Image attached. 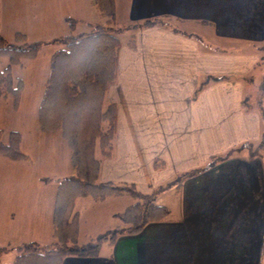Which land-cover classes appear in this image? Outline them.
<instances>
[{
    "label": "crops",
    "instance_id": "obj_1",
    "mask_svg": "<svg viewBox=\"0 0 264 264\" xmlns=\"http://www.w3.org/2000/svg\"><path fill=\"white\" fill-rule=\"evenodd\" d=\"M130 3L129 27L139 28L127 35L134 33L136 47L121 44L117 80L107 91V101L117 107L116 135L110 158L101 159L98 181L128 183L150 193L185 173L201 171L160 195L157 204L169 209V219L120 235L112 245L103 244L95 258L69 256L61 264H264V159L263 152L254 153L263 139L264 118L245 93L263 62L258 51L264 49V0ZM165 17L176 25L201 23L213 32L216 27L218 38L225 33L233 37V52L201 47L173 24L169 28L177 32L140 27L148 19ZM155 161L163 163L162 170L154 169ZM211 162L215 164L207 167ZM71 174L72 169L66 175ZM41 185L38 204L29 197L27 203L17 187L6 189L14 203L7 196L5 237H15L8 235L15 228L26 233V238L10 241L15 246L53 240L57 189ZM165 192L172 195L170 205L162 199ZM105 201L77 198L74 209L79 215L78 206L97 209ZM113 228H101L78 244ZM12 257L7 264H13Z\"/></svg>",
    "mask_w": 264,
    "mask_h": 264
},
{
    "label": "trees",
    "instance_id": "obj_2",
    "mask_svg": "<svg viewBox=\"0 0 264 264\" xmlns=\"http://www.w3.org/2000/svg\"><path fill=\"white\" fill-rule=\"evenodd\" d=\"M106 24L89 25L90 32L77 37H60L53 42L62 45L55 51L49 62L43 95L38 108L39 127L43 133H58L66 142L72 174L57 183L53 210V242L40 245L27 243L16 247L17 255L13 264H61L69 257L95 258L103 244L112 245L120 235L140 232L147 224L161 222L171 217L166 206L157 204L159 196L173 183L183 180L199 171L181 175L173 182L153 192L141 193L132 184L102 183L98 181L101 159L110 158L116 135L117 107L107 101L108 88L117 80V59L121 43L116 34L123 29L115 22L114 0H90ZM168 17L148 19L140 27L169 28ZM76 21H71V24ZM139 27L132 25L131 30ZM42 43L29 45L26 35L16 32L9 43L1 33L0 26V97H18L19 88L13 87L10 68L20 65L25 59L33 58ZM135 50V35L127 43ZM8 65L1 68V59ZM220 81L221 79H216ZM77 107V108H76ZM78 110L77 117L71 118L72 111ZM73 109V110H72ZM77 109V110H76ZM264 118V117H263ZM74 121L76 123H74ZM20 134L10 132L8 141H2L0 131V156L13 161H27L29 157L20 150ZM259 148H264L263 139ZM98 151L99 155L96 154ZM211 162L207 167L212 166ZM154 169H163V163L155 161ZM51 182V179H45ZM77 198H91L102 202L110 198H129L132 202L116 215L119 221L111 231L89 242H77V213L74 202ZM7 252L0 247V260Z\"/></svg>",
    "mask_w": 264,
    "mask_h": 264
},
{
    "label": "rangeland",
    "instance_id": "obj_3",
    "mask_svg": "<svg viewBox=\"0 0 264 264\" xmlns=\"http://www.w3.org/2000/svg\"><path fill=\"white\" fill-rule=\"evenodd\" d=\"M0 4H3V7H0V20L3 23L1 33L9 43L13 42V35L16 31L26 35L29 45L42 43L33 58L25 59L20 65L10 68L13 87L20 89L17 99L13 95L7 99L0 97L2 141H8L10 132L19 133L20 150L29 157L27 161L16 162L0 156V246L9 248L2 255L0 264H7L12 260L11 255L12 258H15L14 248L19 246H15L16 243L10 241L19 240L15 237H24L26 233L25 230L16 233L17 228H15L8 233L9 236L15 235V237L11 236L9 240L6 239V230L4 231V229L7 219L9 221L7 196L10 198L8 202L14 203L12 194H7L8 190L6 189L17 187L23 195H26L27 203L31 202L29 200L31 198L34 204H38L44 189H40L41 182L48 188L57 189V183L54 180L66 178L68 171L71 172L66 142L58 133L56 136H52L41 132L38 120V108L48 76L50 57L55 51L62 48V45L53 41L60 37H77L88 33L91 30L89 25H105L106 19L95 6L91 5L89 0H0ZM130 4V0L118 1L119 19H115V22L123 30L116 36L122 45L127 44L130 39V35H127L131 32L130 24H128ZM71 21L76 22L71 24ZM167 23L169 26L173 24L181 32L195 37L201 47L202 44H209L210 48H219L226 53L233 52V37L225 33L219 35L218 38L215 32L216 27L213 32L211 27L201 23L199 25L193 23L176 25L171 20ZM258 52L263 57V62L255 69L252 87L250 86V89L247 90L245 86V93L250 95L251 104H255L258 108L261 107L264 117V49ZM7 65L8 60L1 59V68H5ZM77 112L78 110L75 111L74 108L71 118L77 117L79 115ZM74 123L76 122L74 121ZM259 152H263L260 155L264 159V148L261 150L258 147L254 151L255 154ZM96 154L99 155L98 151ZM45 179H51V182H46ZM23 188H28L31 194L25 193ZM160 199L157 202H162ZM162 199L168 205L170 202L173 203L172 195L168 194L167 196L166 192ZM131 202L129 198H110L106 199L104 204H100L101 206L97 209L78 206L79 215L74 209V212L77 213V242L82 239L86 240L88 234L101 228L115 227L119 221L116 215L113 216L111 212L118 208L120 210L118 212L122 213ZM106 210L110 212L108 215H106ZM11 213H9L10 216ZM47 244H50V241Z\"/></svg>",
    "mask_w": 264,
    "mask_h": 264
}]
</instances>
